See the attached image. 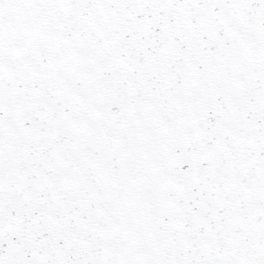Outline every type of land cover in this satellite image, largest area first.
<instances>
[{
  "label": "snow or ice",
  "instance_id": "6c2138e0",
  "mask_svg": "<svg viewBox=\"0 0 264 264\" xmlns=\"http://www.w3.org/2000/svg\"><path fill=\"white\" fill-rule=\"evenodd\" d=\"M0 264H264V0H0Z\"/></svg>",
  "mask_w": 264,
  "mask_h": 264
}]
</instances>
